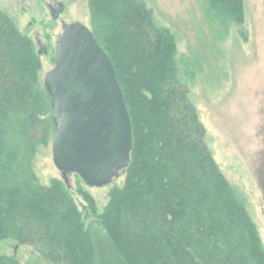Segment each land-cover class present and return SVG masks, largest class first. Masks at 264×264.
Wrapping results in <instances>:
<instances>
[{
  "label": "trees",
  "instance_id": "trees-1",
  "mask_svg": "<svg viewBox=\"0 0 264 264\" xmlns=\"http://www.w3.org/2000/svg\"><path fill=\"white\" fill-rule=\"evenodd\" d=\"M243 22L244 0H210ZM93 34L113 61L133 123L124 187L101 214L113 264H264L247 210L206 143L180 80L174 34L141 0H90ZM31 40L0 10V239L38 243L57 264H99L89 227L60 180L33 186L28 162L53 139L51 98ZM8 206V208H7ZM7 208V209H6ZM0 264H21L1 255Z\"/></svg>",
  "mask_w": 264,
  "mask_h": 264
},
{
  "label": "rangeland",
  "instance_id": "rangeland-1",
  "mask_svg": "<svg viewBox=\"0 0 264 264\" xmlns=\"http://www.w3.org/2000/svg\"><path fill=\"white\" fill-rule=\"evenodd\" d=\"M141 1L153 10L157 26L175 36V66L206 128V143L249 213L264 249V0H244L243 22L210 0ZM59 3L65 9L54 19L50 6ZM0 10L31 40L37 54L38 38L47 44V54H38L43 83L56 64L63 25L80 22L91 30L94 27L90 0H0ZM16 155L30 164L33 186L50 188L55 179L63 182L91 230L99 264H113L118 251L101 214L113 190L124 187L126 174L104 187H89L72 174L68 187L53 161V139L37 144L34 152L21 149ZM2 201L0 198V204ZM39 246L11 237L0 239V254L21 264H57Z\"/></svg>",
  "mask_w": 264,
  "mask_h": 264
},
{
  "label": "water",
  "instance_id": "water-1",
  "mask_svg": "<svg viewBox=\"0 0 264 264\" xmlns=\"http://www.w3.org/2000/svg\"><path fill=\"white\" fill-rule=\"evenodd\" d=\"M65 9H52L57 19ZM38 54H47L38 38ZM44 86L51 98L55 134L53 161L68 187L77 174L89 187L115 182L129 168L134 149L133 123L115 65L80 22L63 25L56 64Z\"/></svg>",
  "mask_w": 264,
  "mask_h": 264
},
{
  "label": "flooded vegetation",
  "instance_id": "flooded-vegetation-1",
  "mask_svg": "<svg viewBox=\"0 0 264 264\" xmlns=\"http://www.w3.org/2000/svg\"><path fill=\"white\" fill-rule=\"evenodd\" d=\"M58 7V6H57ZM57 7H54L53 5L50 6V9H57Z\"/></svg>",
  "mask_w": 264,
  "mask_h": 264
}]
</instances>
